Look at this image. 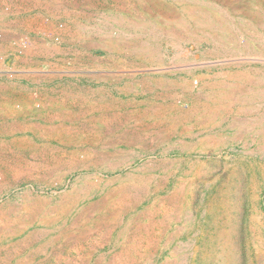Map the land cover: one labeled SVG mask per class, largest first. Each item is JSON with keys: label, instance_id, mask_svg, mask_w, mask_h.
<instances>
[{"label": "rangeland", "instance_id": "obj_1", "mask_svg": "<svg viewBox=\"0 0 264 264\" xmlns=\"http://www.w3.org/2000/svg\"><path fill=\"white\" fill-rule=\"evenodd\" d=\"M0 36V264H264V0H0Z\"/></svg>", "mask_w": 264, "mask_h": 264}, {"label": "crops", "instance_id": "obj_2", "mask_svg": "<svg viewBox=\"0 0 264 264\" xmlns=\"http://www.w3.org/2000/svg\"><path fill=\"white\" fill-rule=\"evenodd\" d=\"M2 16V15H1ZM1 37V36H0Z\"/></svg>", "mask_w": 264, "mask_h": 264}]
</instances>
